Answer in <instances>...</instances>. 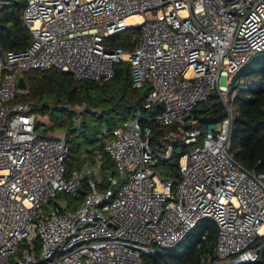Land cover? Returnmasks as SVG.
Masks as SVG:
<instances>
[{
  "label": "built area",
  "instance_id": "built-area-1",
  "mask_svg": "<svg viewBox=\"0 0 264 264\" xmlns=\"http://www.w3.org/2000/svg\"><path fill=\"white\" fill-rule=\"evenodd\" d=\"M20 1L29 44L0 50V264H142V255L175 247L206 218L217 228L213 264L254 262L252 245L264 238V175L229 152L230 85L264 52V0H0V26L2 11ZM127 29L136 31L132 49L111 48L107 40ZM120 62L129 64L133 88H148L143 110L162 106L152 118L162 128L182 125L213 91L227 115L205 128L191 122L159 149L141 112L103 129L115 173L99 190L101 179L89 178L99 159L66 175L64 135L39 133L30 107L14 99L26 72L57 69L103 83ZM177 142L187 147L178 179L160 178L156 168ZM84 179L78 208L57 202L59 193L77 197Z\"/></svg>",
  "mask_w": 264,
  "mask_h": 264
},
{
  "label": "trees",
  "instance_id": "trees-1",
  "mask_svg": "<svg viewBox=\"0 0 264 264\" xmlns=\"http://www.w3.org/2000/svg\"><path fill=\"white\" fill-rule=\"evenodd\" d=\"M23 8L24 3L20 1L2 11L0 50H22L28 46L30 35L21 19ZM134 33L136 31L127 29L107 40V43L111 48L121 47L130 51V37ZM23 78L26 88L16 95L14 102L28 105L35 116L55 119L54 114H60L61 119L54 126L66 127L63 132L69 150L64 162L66 175L80 170L87 161L94 165L99 159L102 181L99 190L107 185L106 175L115 173L112 160L103 152V129L115 128L134 113L141 112L142 124L152 129L153 148H165L169 142L163 141L164 137L177 140L180 136L182 125L179 121L162 128L152 119L162 111L161 105L154 106L151 111L143 110L148 88L135 89L131 86L127 62L116 64L113 78L103 83L76 81L69 73L57 69L26 72ZM230 89L235 96L229 152L247 170L264 175V52L256 54L240 68L232 79ZM76 108L81 109L76 111ZM196 110L200 121L193 128L217 124L227 115L215 91L205 102L198 104ZM77 116H80V124L74 127L73 120ZM94 121L101 127L99 131H92L89 122ZM39 125L37 120V131ZM172 145L170 159L159 162L158 168L177 180L178 160L187 152V147L178 142ZM87 191V179H84L78 194L83 197ZM216 236L215 222L203 219L175 247L163 249L154 256L142 255V264H213L216 261ZM263 243L264 238H261L252 245V248L262 246L257 259L246 264H264Z\"/></svg>",
  "mask_w": 264,
  "mask_h": 264
},
{
  "label": "rangeland",
  "instance_id": "rangeland-1",
  "mask_svg": "<svg viewBox=\"0 0 264 264\" xmlns=\"http://www.w3.org/2000/svg\"><path fill=\"white\" fill-rule=\"evenodd\" d=\"M80 109L81 108H76L75 110L80 111ZM36 118L40 122V125L38 127L39 133L46 134V135H60V136L64 135L63 132L66 129V127L60 128V127L54 126L56 121H58V120L60 121V119H61V116L59 113L54 114L55 119L48 117V116L41 117V116H37V115H36ZM89 123L93 127L92 131L96 132V131H99L101 129V127H98V123L96 121L89 122ZM87 162H89V161H87ZM96 170H97V176H94V177L92 175L89 176V178H93L95 181H97L98 179H101L100 170H98V169H96ZM156 173L160 178L169 177L168 173L166 174L165 171H163L162 169H160L158 167L156 168ZM108 175H106L107 178H108ZM82 200H83V197L80 196L79 194L75 198L66 196L62 193H59L57 196V202L58 203L66 202L68 205V208L71 210H75L76 208H78V206L80 205ZM11 261H13V260H11Z\"/></svg>",
  "mask_w": 264,
  "mask_h": 264
},
{
  "label": "water",
  "instance_id": "water-1",
  "mask_svg": "<svg viewBox=\"0 0 264 264\" xmlns=\"http://www.w3.org/2000/svg\"><path fill=\"white\" fill-rule=\"evenodd\" d=\"M17 88L19 90H21V91L26 88V83H25V80H24L23 77H20L18 79ZM197 113H198V111L196 109H193L189 114H187L186 116H184L181 119V121H182V129L183 130L191 129V127H192L191 126V122H199L200 121V118L198 117ZM260 247H259V249H260Z\"/></svg>",
  "mask_w": 264,
  "mask_h": 264
},
{
  "label": "bare ground",
  "instance_id": "bare-ground-1",
  "mask_svg": "<svg viewBox=\"0 0 264 264\" xmlns=\"http://www.w3.org/2000/svg\"><path fill=\"white\" fill-rule=\"evenodd\" d=\"M135 20L140 21V18L139 17H132V18L128 19V22H132V21H135Z\"/></svg>",
  "mask_w": 264,
  "mask_h": 264
}]
</instances>
